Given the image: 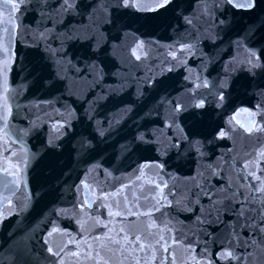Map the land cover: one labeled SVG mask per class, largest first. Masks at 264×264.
Returning a JSON list of instances; mask_svg holds the SVG:
<instances>
[{
  "label": "snow or ice",
  "instance_id": "snow-or-ice-1",
  "mask_svg": "<svg viewBox=\"0 0 264 264\" xmlns=\"http://www.w3.org/2000/svg\"><path fill=\"white\" fill-rule=\"evenodd\" d=\"M26 0H3V5L6 6L9 11L7 13V19H0V28H2L3 33L11 34L18 31V25L15 23V14L19 12L20 8L24 5ZM46 3V0H44ZM172 0H156L153 5L148 6L147 10L156 11L161 8L167 7ZM225 3L231 4L236 8L251 9L255 6V0H224ZM118 4L124 7H136L137 5L133 0H117ZM73 7L71 0H61L59 9L64 12L69 11ZM59 14V11L58 13ZM206 14H210L206 13ZM49 19H52L49 16ZM191 18H186L187 24H192ZM223 21H221L222 23ZM53 34L54 39L60 38V35L55 33V30H50ZM44 34H42L43 37ZM67 38H71V35ZM79 38V37H77ZM188 48L191 45H187ZM183 50V49H182ZM133 55H136L133 52ZM250 63L253 67H258L260 65V56L255 51H249L248 53ZM136 59L139 60L141 57L136 55ZM94 67V66H93ZM61 71L64 70V66L60 64ZM74 70V69H73ZM206 86V82H205ZM7 93L8 89H4ZM224 96L221 93L219 95V100L223 101ZM204 106L203 101L196 105V107L202 108ZM3 107L6 109V114L0 116V121H3V127L7 128V115L11 113V106L8 102L7 96H5ZM186 106L180 102H176L172 108L173 112H181ZM171 127V125H169ZM248 133L257 131H264V129H254L253 127H248L245 129ZM7 135V133H6ZM220 137L225 136V132L221 131L219 133ZM143 139V137H141ZM176 146V145H173ZM190 146L195 147V142H192ZM9 156H13L14 153L8 152ZM264 156V152L260 153ZM251 160H246L242 165L241 179L247 181V185L244 184H227L223 187L220 186H209L207 180L204 185H197V191L193 192V195L197 197L196 203L199 204V196L203 193L204 199H206L210 204V209L206 210L208 216L212 215V212L217 213L216 219L220 220L221 214H228L231 212L235 216L234 224H231V231L229 232L230 239L228 244L231 247H225L220 252L216 254L217 260L223 261H240V264H246L251 257V253L247 252L249 247H261L264 246V168L257 170L258 166L250 167ZM7 172V169H5ZM13 175L12 173H8ZM163 187H167L166 184L161 186L156 185L157 189H160L161 195H163ZM121 191V190H118ZM147 199V197H145ZM155 200L156 198L153 197ZM127 200V197H125ZM171 201H169L168 206H171ZM161 201L156 200V205H160ZM8 206L11 207V201L8 202ZM87 207H91L88 204ZM117 207H119L117 205ZM154 211H159V207L153 206L151 209H146L144 212L132 211L131 215L140 217L146 216L151 217ZM110 215L120 216L121 220H128V226H121L114 234L111 233V228L108 224H102L101 227L108 229V231L100 232L94 237V242L92 244H87L85 249L81 251L80 244L77 242L75 250L72 251V256L77 260L83 258L84 261H90L91 264H178L175 248L184 245L186 239L183 233L177 235L172 226L169 223H165L161 228L151 222L145 226L144 229L138 230L131 227L135 222L128 218V212L121 213L117 211L115 213H110ZM2 213H0V223L5 219ZM196 220L201 223L200 216L195 217ZM223 223V221H220ZM247 230L249 239H242L240 232ZM58 231L57 228H53L49 233L48 237H51L54 233ZM235 242V243H234ZM45 245H48V239L44 240ZM68 243H72L70 240ZM193 243H199V241L189 240L186 247L190 248L191 252H195V247H192ZM67 244L64 247L59 248V250L53 248L52 246L47 247V252L51 256L58 257V264H63V256L61 253L67 248ZM240 247L244 248L245 252L241 254H236L234 248ZM195 264H215L211 258V254L207 252L204 248L201 250L199 258L193 257ZM179 264H185L184 261H180ZM264 264V262H262Z\"/></svg>",
  "mask_w": 264,
  "mask_h": 264
},
{
  "label": "water",
  "instance_id": "water-1",
  "mask_svg": "<svg viewBox=\"0 0 264 264\" xmlns=\"http://www.w3.org/2000/svg\"><path fill=\"white\" fill-rule=\"evenodd\" d=\"M235 219V216H233L231 212L226 215L221 214L219 221L215 218L191 239L192 241H199V243H193V245H191L195 247V252H191L190 248L185 246L188 242L175 251L178 264L180 261H184L185 264H195L193 257L199 258L201 250L204 248L211 254V258L215 264H240V261H223L216 259V254L218 252L225 247H231L228 244V240L230 239L229 232L231 231L230 225L234 224ZM220 221H223V223H220ZM240 236L242 239H249L247 230L241 231ZM234 251L236 254H241L245 252V249L236 247ZM247 252H250L252 255L249 257V261L246 262V264H262V262H264V246L249 247Z\"/></svg>",
  "mask_w": 264,
  "mask_h": 264
}]
</instances>
